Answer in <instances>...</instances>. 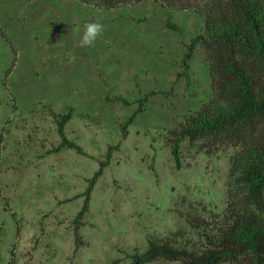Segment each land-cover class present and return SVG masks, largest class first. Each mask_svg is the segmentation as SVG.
<instances>
[{"label":"rangeland","instance_id":"obj_1","mask_svg":"<svg viewBox=\"0 0 264 264\" xmlns=\"http://www.w3.org/2000/svg\"><path fill=\"white\" fill-rule=\"evenodd\" d=\"M184 3L108 9L81 0H0V264H132L150 237L205 244L189 218L225 211L240 148L186 139L181 167L171 153L172 132L213 96L203 48L185 74L187 46L205 20L191 9L198 0ZM89 22L104 31L82 48ZM70 108L66 133L85 154L50 153L61 143L57 118ZM116 145L77 247L89 180Z\"/></svg>","mask_w":264,"mask_h":264},{"label":"trees","instance_id":"obj_2","mask_svg":"<svg viewBox=\"0 0 264 264\" xmlns=\"http://www.w3.org/2000/svg\"><path fill=\"white\" fill-rule=\"evenodd\" d=\"M81 1L111 9L143 0ZM157 1L185 6V0ZM198 2L200 5L191 9L204 17V32L187 46L183 67L188 76L189 61L198 48H203L213 96L172 132L168 144L178 167H181V144L186 139L191 144L211 143L215 149L239 147L229 172L230 201L222 214L189 218L192 227L202 232L205 244L182 245L175 237H150L148 249L135 254L132 264H148L159 259L183 264H264V0ZM168 25L177 29L170 22ZM148 97L146 94L140 101L141 108L123 126L124 138L128 135V125L143 111ZM72 118V108L57 118L61 143L50 153L68 147L85 154L83 147L66 133ZM119 148L120 145L109 148L106 160L89 180L84 206L76 216L77 247L84 244L80 230L90 212L92 193L113 152ZM209 148L211 153L213 147ZM10 264H17L16 259Z\"/></svg>","mask_w":264,"mask_h":264},{"label":"clouds","instance_id":"obj_3","mask_svg":"<svg viewBox=\"0 0 264 264\" xmlns=\"http://www.w3.org/2000/svg\"><path fill=\"white\" fill-rule=\"evenodd\" d=\"M104 26L98 22H89L84 25V30L79 39V47H92L102 35Z\"/></svg>","mask_w":264,"mask_h":264}]
</instances>
